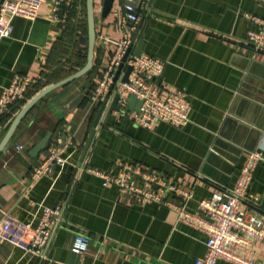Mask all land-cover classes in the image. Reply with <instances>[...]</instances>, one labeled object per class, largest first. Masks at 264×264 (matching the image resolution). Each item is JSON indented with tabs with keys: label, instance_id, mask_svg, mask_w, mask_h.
Instances as JSON below:
<instances>
[{
	"label": "crops",
	"instance_id": "1",
	"mask_svg": "<svg viewBox=\"0 0 264 264\" xmlns=\"http://www.w3.org/2000/svg\"><path fill=\"white\" fill-rule=\"evenodd\" d=\"M76 1L81 12L86 0ZM105 1L95 0L90 76L41 100L0 156V228L6 220L36 227L45 208H62L40 252L0 233V264H194L207 251V236L198 225L208 216L200 203L218 189L234 187L251 153L264 155V46L257 50L247 42L249 34L261 30L254 18L264 20V1L143 0L140 25L134 30L126 23L130 56L142 43V54L165 63L152 86L182 90L191 106L187 125L159 122L151 129L130 117L140 107L134 97L123 116L118 104L113 109V92L95 100L94 89L124 35L119 22L126 17L123 0H113L108 12ZM55 3L47 0L34 21L15 18L12 35L0 41V94L19 75L39 82L36 93L55 83L48 78L64 34V21L54 19ZM126 72L127 64L117 70L118 81ZM6 124L0 123V141ZM48 135L46 147L33 155ZM52 149L63 163L37 173ZM127 167L157 173L189 197L167 193L170 205L141 204L118 186L104 187L92 172L119 174ZM154 187L161 189L160 184ZM249 194L256 200L245 203L243 212L264 218V161L254 171ZM80 234L90 238L89 247L75 255L71 245ZM236 252L264 264V239L250 240Z\"/></svg>",
	"mask_w": 264,
	"mask_h": 264
},
{
	"label": "built area",
	"instance_id": "2",
	"mask_svg": "<svg viewBox=\"0 0 264 264\" xmlns=\"http://www.w3.org/2000/svg\"><path fill=\"white\" fill-rule=\"evenodd\" d=\"M264 1V0H261ZM47 0H0V41L12 35L15 18H23L34 21ZM72 6V0H56L54 7V19L62 21L66 15L60 14L62 4ZM129 8V7H128ZM134 11L133 8H129ZM128 18L133 22V29L140 22V15H129L120 20L119 25L124 35L117 50L114 53L107 70L101 81L94 89L95 100H102L111 92L119 96L118 105L120 112L126 115L129 98L135 97L141 103L139 110L130 112V117L138 126L151 129L155 124L164 122L173 126H185L190 122L191 106L182 90L163 91L152 86L151 82L160 78L164 72L165 63L149 54H142L134 58L130 56L127 67H132L128 82L122 80L115 82L118 66L131 49L132 41L126 28ZM260 24L259 33H251L247 42L254 48L261 49L264 46V20L254 18ZM256 44V45H255ZM35 82L27 76H15L12 83L2 90L0 94V118L11 111L13 105L22 104L28 99ZM21 149V147H18ZM260 161H264V155L251 153L243 166L236 185L228 189H218L213 196L200 203L208 220L200 221L199 228L206 234V254L194 264H218L220 260H226L234 264H255L241 256L236 250H244L250 240L264 239V218L262 216H247L242 206L245 203H253L256 198L251 197L249 189L253 181L254 171ZM63 163L57 149H52L44 165L37 173L51 171L52 164ZM92 172L101 179L104 187L118 186L122 192L130 193L137 202L171 204L165 202L167 193H184L179 186L167 179L161 178L157 173L147 170H132L125 168L119 174L103 172L93 169ZM160 184V190H155V185ZM62 216L61 206L47 207L38 224L14 223L6 220L0 228L2 236L22 246L30 252H40L48 244L51 228L59 222ZM90 238L87 235H76L71 245V252L75 255L84 254L89 247Z\"/></svg>",
	"mask_w": 264,
	"mask_h": 264
},
{
	"label": "water",
	"instance_id": "3",
	"mask_svg": "<svg viewBox=\"0 0 264 264\" xmlns=\"http://www.w3.org/2000/svg\"><path fill=\"white\" fill-rule=\"evenodd\" d=\"M143 0H123V5L125 6V14L127 16L129 15H138L139 10L142 6ZM113 5V0H106L105 1V12H108ZM133 8L134 11H130L129 8ZM86 19H87V30H88V52H87V62L85 66L78 71L74 72L73 74L69 75L68 77L50 84L40 90L36 95H34L17 113L13 121L11 122L10 126L8 127L7 131L5 132L2 140L0 141V156L3 154V152L10 146L11 141L16 134L19 126L21 123L25 120V118L29 115V113L38 105V103L43 100L47 95H49L51 92L55 91L58 88H61L63 86H66L70 83H73L84 76H86L94 66V59H95V48H96V29H95V0H86ZM128 26L130 28L133 27V22L128 18ZM142 43L139 45L138 50L136 53H134L133 57H140L142 55ZM130 52L128 51L126 56L122 59L120 65L118 66V71H121V69L127 64V61L130 58ZM132 72V67H127V72L124 78L122 79V82H128L130 75ZM119 74H116L115 82H118ZM135 98V97H134ZM136 99V98H135ZM137 100V99H136ZM119 101V96L117 95L113 102V109L117 110V104ZM129 100L128 102H130ZM105 102L104 101V108L100 111L98 114L95 123H94V131H92L91 140L93 139V136L95 134L96 128L99 126L103 111L105 109ZM140 103V102H139ZM141 105V103H140ZM50 140V135H48L44 140H42L36 148L33 150V155L39 153L42 151L47 143Z\"/></svg>",
	"mask_w": 264,
	"mask_h": 264
},
{
	"label": "trees",
	"instance_id": "4",
	"mask_svg": "<svg viewBox=\"0 0 264 264\" xmlns=\"http://www.w3.org/2000/svg\"><path fill=\"white\" fill-rule=\"evenodd\" d=\"M83 4L84 5L81 8V12H80L78 10L79 9V6H78L79 2L77 3L76 0H72V6H67L66 3H64V4H62V6L60 8V14L63 15V16L66 15L65 18L62 20V22L64 21V23L62 24L63 33H64L63 34V41H65V39H69L71 36H73L74 32L78 31L79 23L81 22L80 23V28L82 30H81V32H78L77 36H79V38L81 40H82V37H83V42H85L87 44V52H88V30H87V19H86V1H84ZM139 12H140V10H139ZM83 17H85L84 21L82 19ZM86 62H87V53H86V57H85V59H83L82 63L81 64L79 63V65H77V67L75 69H72V70L74 72L78 71V69H81V68H83L85 66ZM92 71H93V69L86 76H90ZM68 76H66V77H68ZM60 80H62V79H58L57 81H55V83L60 81ZM37 84H39V82L36 83L35 86H33L32 90L28 94L27 101L29 99H31L36 94L35 90L40 88V87H37L38 86ZM48 85L46 84V85H43L42 87H46ZM26 102H23L22 104H18V105H13L11 107V111L7 115H5L4 117L0 118V123H7L6 127H5V131H7L8 127L11 124V122L15 118L14 117L15 112L18 111L19 109H21L25 105Z\"/></svg>",
	"mask_w": 264,
	"mask_h": 264
},
{
	"label": "rangeland",
	"instance_id": "5",
	"mask_svg": "<svg viewBox=\"0 0 264 264\" xmlns=\"http://www.w3.org/2000/svg\"><path fill=\"white\" fill-rule=\"evenodd\" d=\"M82 19L84 21L85 17ZM80 23L78 31H76L77 33L74 32L73 36L61 42L57 48V51H55V57L58 58V62L55 64L52 70V76L48 78V81H57L58 79H63L66 76L72 74L74 72L72 69H75L77 65H79V63L81 64L83 59H85L87 53V44L83 42V37L81 40L79 36H77L78 32H81L82 30L80 28ZM139 25L140 22L137 27Z\"/></svg>",
	"mask_w": 264,
	"mask_h": 264
}]
</instances>
